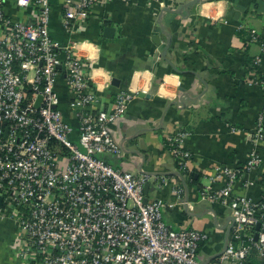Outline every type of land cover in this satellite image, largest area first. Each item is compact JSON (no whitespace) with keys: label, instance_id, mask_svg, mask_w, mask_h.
<instances>
[{"label":"built area","instance_id":"1","mask_svg":"<svg viewBox=\"0 0 264 264\" xmlns=\"http://www.w3.org/2000/svg\"><path fill=\"white\" fill-rule=\"evenodd\" d=\"M9 1L27 13L24 20L6 15ZM111 1L60 0L62 31L72 38L96 7ZM51 15L50 0H0V214L15 223L20 264H198L206 233L168 225L166 204L146 200L148 178L100 157L121 152L108 125L136 91L117 93L109 113L94 110L90 60L79 52V42L60 45L52 39ZM249 35L260 44L253 58L260 73L250 83L264 92V40L254 30ZM59 85L70 95L66 106L75 129L61 110ZM263 140L260 113L244 164L215 166L211 185L199 190L201 201L225 206L233 219L224 250L208 264H251L252 254L264 261V195L253 201L234 191L237 183L243 189L258 183L252 175L261 166ZM167 143L175 159L190 157L181 134ZM174 192L181 199L182 188Z\"/></svg>","mask_w":264,"mask_h":264},{"label":"crops","instance_id":"2","mask_svg":"<svg viewBox=\"0 0 264 264\" xmlns=\"http://www.w3.org/2000/svg\"><path fill=\"white\" fill-rule=\"evenodd\" d=\"M190 1L112 0L96 7L87 26L69 38L60 26V0H50L49 31L60 45L68 39L79 42V52L90 60L94 110L109 113L117 93L136 91L124 113L108 125L121 152L100 157L116 169L146 176L145 197L166 204L163 219L168 225L206 233L197 262L208 264L225 247L230 215L221 204L201 201L199 190L211 185L215 166L244 164L256 118L264 115V92L250 83L260 73L251 63L260 44L250 42L249 35L254 30L264 40V0H200L186 8ZM5 13L20 20L27 14L12 1ZM108 27L114 30L112 37L104 35ZM156 41L168 44L165 58ZM58 87L64 118L75 129L76 119L66 106L70 95ZM178 134L190 154L180 161L167 143ZM258 150L256 178L264 174V140ZM175 173L182 175L185 187ZM177 187L183 190L181 199L174 192ZM234 191L258 201L264 185L243 189L237 183ZM16 239L15 223L0 214V264H20Z\"/></svg>","mask_w":264,"mask_h":264},{"label":"water","instance_id":"3","mask_svg":"<svg viewBox=\"0 0 264 264\" xmlns=\"http://www.w3.org/2000/svg\"><path fill=\"white\" fill-rule=\"evenodd\" d=\"M200 0H192V1H190V2H188V3H186L184 6L186 7V8H188V7H190V6H194V5H196L198 2H199ZM113 33H114V30L112 29V28H105L104 29V35L106 36V37H112L113 36ZM155 39H156V37H155ZM155 45L158 47V52L160 53V55H161V57L162 58H165V56H166V53H167V49H168V44L166 43V44H161L160 43V41L159 42H157L156 41V43H155ZM111 85H117V81L115 80V79H113L112 81H111ZM140 96H146L147 97V95H143V94H140ZM39 101H40V98L38 99V102H37V104H36V108L38 107V103H39ZM175 175L176 176H178L179 178H180V180L182 181V184L184 185V187H185V183H184V179H183V177H182V175H180L179 173H175ZM146 189H147V185H145L144 186V193L146 192ZM147 200V199H146ZM146 200H145V202H146ZM228 221V224L227 225H225V229H226V235L228 236V234H229V232H230V229H231V226H232V223H233V219L231 218V217H229V219L227 220ZM256 230H258V226L256 227ZM255 239H256V237H255ZM225 248V247H224ZM224 250V249H223ZM222 250V251H223ZM221 251V252H222ZM220 252V253H221ZM219 253V254H220ZM218 254V255H219ZM217 255V256H218Z\"/></svg>","mask_w":264,"mask_h":264},{"label":"trees","instance_id":"4","mask_svg":"<svg viewBox=\"0 0 264 264\" xmlns=\"http://www.w3.org/2000/svg\"><path fill=\"white\" fill-rule=\"evenodd\" d=\"M251 63H253V58H252V61H251ZM254 68V67H253ZM258 184H261V185H264V174H262L261 176H259L258 177ZM256 260V261H263V260H259V259H257V257L255 256V254L254 255H251V257L249 258V262L251 263V264H257V262L254 260V259Z\"/></svg>","mask_w":264,"mask_h":264},{"label":"clouds","instance_id":"5","mask_svg":"<svg viewBox=\"0 0 264 264\" xmlns=\"http://www.w3.org/2000/svg\"><path fill=\"white\" fill-rule=\"evenodd\" d=\"M20 3L21 4H26L27 3V0H20Z\"/></svg>","mask_w":264,"mask_h":264}]
</instances>
